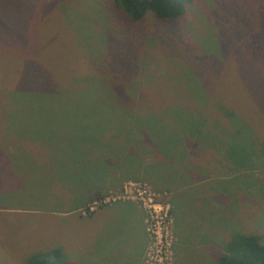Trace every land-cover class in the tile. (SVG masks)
<instances>
[{
	"label": "rangeland",
	"instance_id": "374dc122",
	"mask_svg": "<svg viewBox=\"0 0 264 264\" xmlns=\"http://www.w3.org/2000/svg\"><path fill=\"white\" fill-rule=\"evenodd\" d=\"M127 180L165 203L164 185L180 240L205 230L209 264L233 234L264 235V0L137 21L112 0H0V264L50 248L61 264H114L82 254L89 233L106 246L112 209L82 215L131 201Z\"/></svg>",
	"mask_w": 264,
	"mask_h": 264
},
{
	"label": "crops",
	"instance_id": "0c3cea01",
	"mask_svg": "<svg viewBox=\"0 0 264 264\" xmlns=\"http://www.w3.org/2000/svg\"><path fill=\"white\" fill-rule=\"evenodd\" d=\"M147 171L148 174H151L150 169H148ZM126 178H130V176L123 177L112 187L108 186L107 188L100 189L99 192H95L91 196H89L87 200H90L93 195L99 197L111 190L119 189L121 183ZM154 188L158 192L166 195L167 200L165 197L164 200L169 205V214L172 218L173 231L172 264H175V261L179 263L184 262L182 264H188V261L194 260H200L201 263L199 264H209V262L211 263V258L210 256H208L209 252L207 250L210 244L207 241L202 240V234H205V230H201V225H196L195 223L193 224V222L191 224L189 223L190 225L188 224V227L183 224V227H187V229H183L184 237L181 241V235L176 231L175 228L177 224V215L172 209V203L170 202V198L167 195L164 185L159 181V183L154 186ZM101 207L103 208H94L93 210L88 211L87 214L82 215L83 220L90 221V218L97 214V212L106 215L109 212L107 209L111 208L112 210L110 211L108 220V232L112 230L113 227L114 229L109 232V237L106 240V246H99V249L101 251L98 254L97 247H94L95 235H91L92 233H89L87 235L88 238L84 240L82 244V254L90 253V255L85 258L86 261H96L99 260L98 257L100 255L107 254L105 258L109 256L110 260L114 264H143L144 252L147 245V235L145 233L143 222V210L137 205L136 202H133L132 200H117L113 201L109 205H104ZM204 208V211L203 209L199 208L197 210V213L185 214L184 216H182V218H186L188 222H190L191 219L189 217L196 218V220H198V217H207V211L209 207L208 205H206ZM73 264L83 263H79L78 261H76Z\"/></svg>",
	"mask_w": 264,
	"mask_h": 264
},
{
	"label": "trees",
	"instance_id": "16d2710c",
	"mask_svg": "<svg viewBox=\"0 0 264 264\" xmlns=\"http://www.w3.org/2000/svg\"><path fill=\"white\" fill-rule=\"evenodd\" d=\"M128 19L137 21L146 13L156 20H172L182 16L192 0H112ZM197 121L199 117L196 116ZM199 142V141H198ZM151 165H156L151 163ZM150 167V166H149ZM151 171L155 167H150ZM177 171L173 173V176ZM62 254L58 248L30 254L25 264H61ZM217 264H264V235L258 233H235L223 244L216 257Z\"/></svg>",
	"mask_w": 264,
	"mask_h": 264
},
{
	"label": "built area",
	"instance_id": "2783aa9c",
	"mask_svg": "<svg viewBox=\"0 0 264 264\" xmlns=\"http://www.w3.org/2000/svg\"><path fill=\"white\" fill-rule=\"evenodd\" d=\"M118 195L135 201L144 212V223L150 242L145 263L167 264V254L171 245V234L167 229L170 220L168 203L162 202L148 184L140 181H125Z\"/></svg>",
	"mask_w": 264,
	"mask_h": 264
}]
</instances>
